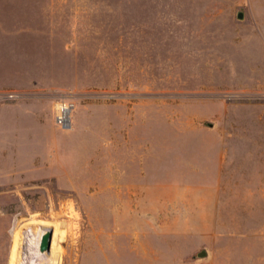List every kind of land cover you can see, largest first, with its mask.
I'll use <instances>...</instances> for the list:
<instances>
[{
	"label": "rangeland",
	"instance_id": "obj_1",
	"mask_svg": "<svg viewBox=\"0 0 264 264\" xmlns=\"http://www.w3.org/2000/svg\"><path fill=\"white\" fill-rule=\"evenodd\" d=\"M1 67L0 264H264V0H0Z\"/></svg>",
	"mask_w": 264,
	"mask_h": 264
},
{
	"label": "bare ground",
	"instance_id": "obj_2",
	"mask_svg": "<svg viewBox=\"0 0 264 264\" xmlns=\"http://www.w3.org/2000/svg\"><path fill=\"white\" fill-rule=\"evenodd\" d=\"M45 232H46V230L44 228L43 229H39L38 236L32 235V234H28L26 237L24 236V238H25L26 244L29 246V250L31 251L30 254L33 255V256H31L32 259L35 258V260H39V262H41L43 264H52L54 262V259L56 258V255H57V254L54 253V251H52L51 254L49 253L50 255L47 254V253L38 252L40 236H42ZM53 232H54V235L52 234V238H53V236L56 235V230H52V233ZM51 246H52V242H51ZM50 249H51V247H50ZM52 250H53V246H52ZM44 254H47V256L44 255ZM32 263H34V262H31V264ZM25 264H26V262H25Z\"/></svg>",
	"mask_w": 264,
	"mask_h": 264
},
{
	"label": "built area",
	"instance_id": "obj_3",
	"mask_svg": "<svg viewBox=\"0 0 264 264\" xmlns=\"http://www.w3.org/2000/svg\"><path fill=\"white\" fill-rule=\"evenodd\" d=\"M74 103L70 99L62 98L54 106V121L61 127L66 128L70 123Z\"/></svg>",
	"mask_w": 264,
	"mask_h": 264
},
{
	"label": "water",
	"instance_id": "obj_4",
	"mask_svg": "<svg viewBox=\"0 0 264 264\" xmlns=\"http://www.w3.org/2000/svg\"><path fill=\"white\" fill-rule=\"evenodd\" d=\"M238 18H242V13H239ZM52 229L47 230L40 238L39 247L38 250L41 253H50V247L52 242ZM205 255V252H202L199 254V257H202Z\"/></svg>",
	"mask_w": 264,
	"mask_h": 264
},
{
	"label": "crops",
	"instance_id": "obj_5",
	"mask_svg": "<svg viewBox=\"0 0 264 264\" xmlns=\"http://www.w3.org/2000/svg\"><path fill=\"white\" fill-rule=\"evenodd\" d=\"M11 68H0V90L12 84Z\"/></svg>",
	"mask_w": 264,
	"mask_h": 264
}]
</instances>
